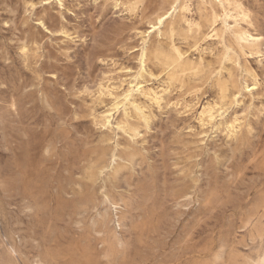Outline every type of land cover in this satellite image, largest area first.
<instances>
[{
  "label": "rangeland",
  "instance_id": "1",
  "mask_svg": "<svg viewBox=\"0 0 264 264\" xmlns=\"http://www.w3.org/2000/svg\"><path fill=\"white\" fill-rule=\"evenodd\" d=\"M0 264H264V0H0Z\"/></svg>",
  "mask_w": 264,
  "mask_h": 264
},
{
  "label": "bare ground",
  "instance_id": "2",
  "mask_svg": "<svg viewBox=\"0 0 264 264\" xmlns=\"http://www.w3.org/2000/svg\"><path fill=\"white\" fill-rule=\"evenodd\" d=\"M62 1V0H60ZM177 6V5H176ZM175 7V6H174ZM173 7V8H174ZM167 18V16H164L162 18L159 19V24H163V21ZM153 31L156 30L158 28L157 25H152ZM145 63V60H143V64ZM137 90H140L141 93L148 95L150 97H152V99H154L155 101H159L160 97H159V93L152 91L151 89L145 88L143 86H139V88ZM162 91V90H161ZM159 92V91H158ZM146 97V96H145ZM149 99V98H148ZM151 99V98H150ZM153 101V100H152ZM154 102V101H153ZM156 102V103H157ZM221 109H223V107L221 105H219L216 102L213 103H207L206 105H204V107L202 108V111L200 113V117H201V123L203 126L206 125H210L212 124L215 120H216V114L218 113V111ZM237 129L238 126L236 124H232L231 126H229V130L231 134H236L237 133ZM86 202V201H85ZM89 203V202H88ZM106 226V225H105ZM102 251V250H101Z\"/></svg>",
  "mask_w": 264,
  "mask_h": 264
}]
</instances>
